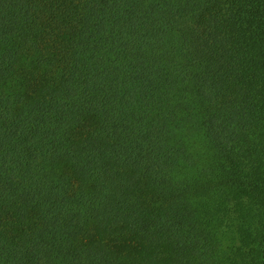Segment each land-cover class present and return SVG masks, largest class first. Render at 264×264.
Instances as JSON below:
<instances>
[{
	"label": "trees",
	"instance_id": "16d2710c",
	"mask_svg": "<svg viewBox=\"0 0 264 264\" xmlns=\"http://www.w3.org/2000/svg\"><path fill=\"white\" fill-rule=\"evenodd\" d=\"M0 264H264V0H0Z\"/></svg>",
	"mask_w": 264,
	"mask_h": 264
}]
</instances>
